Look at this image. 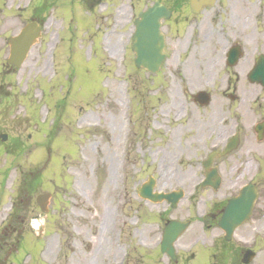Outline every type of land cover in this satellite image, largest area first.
Listing matches in <instances>:
<instances>
[{
  "label": "rangeland",
  "instance_id": "374dc122",
  "mask_svg": "<svg viewBox=\"0 0 264 264\" xmlns=\"http://www.w3.org/2000/svg\"><path fill=\"white\" fill-rule=\"evenodd\" d=\"M152 2L0 0V134L9 136L0 141V170H9L0 264H169L159 253L165 220L205 209L192 197L207 157L209 107L193 97L209 88V57L236 36L239 18L261 2L264 20V0H218L194 22L173 16L163 29L168 61L154 76L135 67L130 48L134 20ZM44 4L48 10L36 8ZM32 18L45 20L43 36L20 69L10 67L7 41ZM14 144L22 148L17 158L3 153ZM149 177L156 192H185L176 209L138 196ZM46 193L44 215L36 198ZM191 229L178 242L180 254Z\"/></svg>",
  "mask_w": 264,
  "mask_h": 264
},
{
  "label": "flooded vegetation",
  "instance_id": "af4514ba",
  "mask_svg": "<svg viewBox=\"0 0 264 264\" xmlns=\"http://www.w3.org/2000/svg\"><path fill=\"white\" fill-rule=\"evenodd\" d=\"M156 2L171 12L163 29L175 15L194 22L203 12H213L217 5L194 15L190 0H153L151 5ZM253 7L244 19L239 18L242 26L236 24V36L223 41L220 55L209 57L207 159L227 151L222 157H214L209 168L218 172L221 186L200 191L197 180L192 200L196 208L205 209L195 211L189 257L183 258L186 255L179 254L180 250L176 262L163 255L162 261L169 264H264V30L260 28L264 20L256 12H261L263 4ZM37 22L42 27L45 20ZM249 28L253 29L252 35H241ZM3 66L0 64V69ZM219 82L223 85L221 100L215 92ZM235 198H248V203L253 198V206L247 222L229 237L221 222L226 207ZM19 229L17 226L12 231Z\"/></svg>",
  "mask_w": 264,
  "mask_h": 264
},
{
  "label": "water",
  "instance_id": "95a60500",
  "mask_svg": "<svg viewBox=\"0 0 264 264\" xmlns=\"http://www.w3.org/2000/svg\"><path fill=\"white\" fill-rule=\"evenodd\" d=\"M211 1L212 0H192V4L194 8H199L210 4ZM154 14L155 9L150 10V17L145 19L143 15L141 19L136 22L138 28L132 43V49L136 53V66L153 73L159 71L166 57L164 54V40L159 32L160 24L158 23L157 27H154L152 26V22H149L151 26L148 27V24L146 23L154 16ZM39 36L40 33L37 25L32 24L26 27L19 37L12 38L9 42L11 46V57L9 63L20 67L24 62L29 49L34 43H36ZM201 97H203L201 101L206 103L207 96L201 95ZM153 187L154 181H151L149 184H145L141 189H139L140 196L153 202H162L167 200L172 203L173 207H176L178 201L183 197V192L167 195L154 193ZM49 197V195H43L38 198V204L44 212L47 211ZM186 228V223L171 222L169 224L165 230V239L162 243L163 252H167L173 256V243L176 241L178 235H180Z\"/></svg>",
  "mask_w": 264,
  "mask_h": 264
},
{
  "label": "bare ground",
  "instance_id": "6f19581e",
  "mask_svg": "<svg viewBox=\"0 0 264 264\" xmlns=\"http://www.w3.org/2000/svg\"><path fill=\"white\" fill-rule=\"evenodd\" d=\"M107 51L109 52V54L110 55H112V56H114V55H117L118 54V52H119V48L116 46V47H114V46H109L108 48H107ZM40 225V224H39Z\"/></svg>",
  "mask_w": 264,
  "mask_h": 264
}]
</instances>
